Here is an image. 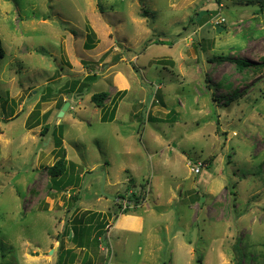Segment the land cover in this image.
<instances>
[{
    "label": "rangeland",
    "instance_id": "1",
    "mask_svg": "<svg viewBox=\"0 0 264 264\" xmlns=\"http://www.w3.org/2000/svg\"><path fill=\"white\" fill-rule=\"evenodd\" d=\"M220 2L0 0V264H55L85 210L112 215L92 264H264V0ZM123 90L102 122L91 95ZM57 125L65 159L117 200L102 175L75 213L50 189Z\"/></svg>",
    "mask_w": 264,
    "mask_h": 264
},
{
    "label": "trees",
    "instance_id": "2",
    "mask_svg": "<svg viewBox=\"0 0 264 264\" xmlns=\"http://www.w3.org/2000/svg\"><path fill=\"white\" fill-rule=\"evenodd\" d=\"M90 31V35L88 37L87 42L85 43V47L87 49H91L95 46L94 43V32ZM156 43H164L163 40L157 39ZM4 55V51L1 47L0 43V57ZM239 68L240 62L237 63ZM97 78L96 74H88L84 80H74L72 86L67 90L68 93L73 92L75 89L78 91H82L89 86V83L95 81ZM126 91H119L111 98V106H107L104 104V101L108 98V93L105 91L97 92L91 95L90 100L100 108L101 111V121L102 122H111L115 118L117 102L120 100ZM160 102L161 98L158 99ZM64 102L61 103L60 107ZM36 112H33L34 122L28 121V127L33 128L34 126L41 123V119L39 116L35 115ZM44 119H46V114L44 115ZM58 125L52 129V134L54 137V142L56 146V158L58 160L52 164L51 166H47V174L49 176V186L50 189L54 192L66 193L67 191L72 190V194L69 195L71 200L70 209L75 206L76 201L79 199V192L73 193L74 189L80 188L83 175H80L76 172L75 163L67 161L65 159V149L62 146V132L58 129ZM49 126L44 125L43 130L48 131ZM129 184L134 185V180L130 179ZM144 185H140L143 187ZM126 198V197H122ZM128 202L134 204L135 206L140 205L143 199V196H137L134 193L130 197H127ZM69 209V210H70ZM73 212H77L78 208L75 206L73 208ZM68 210V211H69ZM127 209L123 210L126 211ZM112 215L107 214L106 218L101 212H94L90 210L82 211L80 214H75V216L71 219L70 223L66 224L63 229V234L68 236L71 245L59 251L57 261L55 264H77V261H80V258L83 257V262L85 264H92V260L88 259V249L100 246V241L107 232V227L109 225V219ZM69 226V228H68ZM70 229V230H69ZM107 240V239H106ZM79 249V250H77ZM264 260V259H263ZM241 263V262H240ZM238 263V264H240Z\"/></svg>",
    "mask_w": 264,
    "mask_h": 264
},
{
    "label": "water",
    "instance_id": "3",
    "mask_svg": "<svg viewBox=\"0 0 264 264\" xmlns=\"http://www.w3.org/2000/svg\"><path fill=\"white\" fill-rule=\"evenodd\" d=\"M221 28H219L218 30H220ZM69 102L68 101H65L64 103H63V105L61 106V108H60V110H59V116H62V115H64V113H65V111L68 109V107H69ZM88 175H102V178H103V182H102V184H101V186H100V190L102 191V194L104 195V196H106L107 198H110V199H112V200H117V198L115 197V196H112V195H108V194H106L104 191H103V186H104V184H105V172L104 171H102V170H98V171H86L85 173H84V176H83V180H82V183H81V186H80V190H79V195H80V191H82V189H83V186H84V184H85V181H86V178H87V176Z\"/></svg>",
    "mask_w": 264,
    "mask_h": 264
},
{
    "label": "built area",
    "instance_id": "4",
    "mask_svg": "<svg viewBox=\"0 0 264 264\" xmlns=\"http://www.w3.org/2000/svg\"><path fill=\"white\" fill-rule=\"evenodd\" d=\"M207 1H211V0H207ZM214 1L218 5V9L223 6L222 3L220 2V0H214ZM223 22H224V18H222V17L219 20H218V18H214V20H213V23H215L216 26L222 24ZM196 172H198V167L196 168ZM127 199L128 198L123 199L126 202V204H124L122 206V209H126L130 205H132V208H135L136 206L134 204H132V203H129ZM137 206H139V205H137Z\"/></svg>",
    "mask_w": 264,
    "mask_h": 264
},
{
    "label": "crops",
    "instance_id": "5",
    "mask_svg": "<svg viewBox=\"0 0 264 264\" xmlns=\"http://www.w3.org/2000/svg\"><path fill=\"white\" fill-rule=\"evenodd\" d=\"M128 218H130L131 219V216L129 215V217ZM124 220V219H123ZM132 220H134L133 218H132ZM135 221V220H134ZM126 222H128V221H126ZM125 222V223H126ZM61 252V251H60ZM59 253V252H58ZM57 257H58V255H57ZM57 261V260H56ZM56 263V262H55Z\"/></svg>",
    "mask_w": 264,
    "mask_h": 264
},
{
    "label": "flooded vegetation",
    "instance_id": "6",
    "mask_svg": "<svg viewBox=\"0 0 264 264\" xmlns=\"http://www.w3.org/2000/svg\"><path fill=\"white\" fill-rule=\"evenodd\" d=\"M126 198H127V196H126ZM126 198H124V199H126Z\"/></svg>",
    "mask_w": 264,
    "mask_h": 264
}]
</instances>
